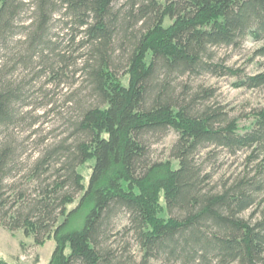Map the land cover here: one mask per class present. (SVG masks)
Masks as SVG:
<instances>
[{"label":"trees","instance_id":"trees-1","mask_svg":"<svg viewBox=\"0 0 264 264\" xmlns=\"http://www.w3.org/2000/svg\"><path fill=\"white\" fill-rule=\"evenodd\" d=\"M248 39L264 58V0H0V51L14 63L0 66V127L24 101L15 63L58 81L72 67L92 98L75 139L29 165L24 149L0 140V225L37 244L52 238L48 264H264V107L240 125L212 88L177 82L233 75L236 87H264V70L242 74L216 59L215 48ZM169 130V157L150 160L144 136ZM219 151L244 160L218 187L204 163ZM90 159L84 186L77 168ZM21 170L32 192L8 180ZM121 211L138 260L107 243Z\"/></svg>","mask_w":264,"mask_h":264},{"label":"rangeland","instance_id":"rangeland-1","mask_svg":"<svg viewBox=\"0 0 264 264\" xmlns=\"http://www.w3.org/2000/svg\"><path fill=\"white\" fill-rule=\"evenodd\" d=\"M63 40L66 41V38ZM63 40L62 43H64ZM257 46L258 43L248 39L239 48L221 46L215 48L214 51L216 59L223 61L226 65L240 69L242 74H254L264 70V58L253 56V50ZM2 52L0 51V66L6 65L5 68H8L14 65L2 56ZM113 59L115 63L118 62L117 53L114 54ZM120 59L122 58L120 57ZM15 64L16 69L10 71L11 78L20 82L28 80V82L24 101L22 104H17L16 107L20 117L8 127H0V140L9 142L10 145L18 149H24L19 156V161L29 165L44 155L48 149H55L64 143L69 144L75 139L71 132L77 113L81 108L88 105L92 98L88 84L84 80V74L82 72L73 73L72 67L66 69L62 80L58 81L56 78L50 80L48 72L35 76V72L40 68L38 64L33 63L32 67L27 69L19 63ZM180 79L187 81L193 88L198 86L212 88L214 90L212 100L223 105L229 115H240V125L249 124L252 111L264 107V87L252 89L236 87L234 85L236 77L233 75L184 76L178 78L177 82ZM122 81L126 83V77H122ZM144 139L149 147L150 160H165L169 157L171 146L176 139V133L169 130L162 135L147 134ZM243 160L244 154L240 151L234 155L219 151L214 165L205 160V168L213 171L211 184L219 187L222 179L238 173ZM92 164L93 160L90 159L77 168L82 176L84 186L88 183ZM175 165L176 162H173V166ZM24 171L16 172L8 180L14 182L16 188L23 187L32 192L33 187L27 181ZM76 204L77 199L68 207L72 208ZM159 204L162 206L159 215L165 217L162 199H160ZM252 209L246 210L243 214L244 217L249 219L253 212ZM80 215L73 218L72 223L77 220L80 221ZM112 225V234L107 243L116 249H124L125 247L138 260L141 253L133 240V235L124 230L127 225V215L122 211L118 212L112 220ZM53 248L54 241L52 238L37 244L33 237L25 236L21 230L10 231L0 225V260L7 264H48Z\"/></svg>","mask_w":264,"mask_h":264}]
</instances>
